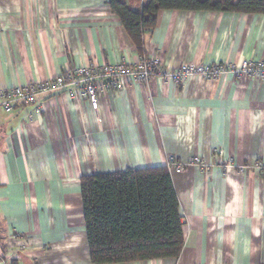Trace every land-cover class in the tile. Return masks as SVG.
<instances>
[{
  "label": "crops",
  "instance_id": "1",
  "mask_svg": "<svg viewBox=\"0 0 264 264\" xmlns=\"http://www.w3.org/2000/svg\"><path fill=\"white\" fill-rule=\"evenodd\" d=\"M143 43L173 68L264 60V13L163 9ZM140 54L109 0H0V88ZM195 155L206 165L169 166ZM156 166L179 199L181 254L105 264H264V76L232 74L134 82L97 110L62 91L0 107V264H99L81 177Z\"/></svg>",
  "mask_w": 264,
  "mask_h": 264
},
{
  "label": "trees",
  "instance_id": "2",
  "mask_svg": "<svg viewBox=\"0 0 264 264\" xmlns=\"http://www.w3.org/2000/svg\"><path fill=\"white\" fill-rule=\"evenodd\" d=\"M109 0L138 51L163 9L264 13V0ZM91 260L117 263L176 258L185 244L179 199L167 166L120 169L81 177ZM6 250L8 243L2 244ZM11 264H14L11 260Z\"/></svg>",
  "mask_w": 264,
  "mask_h": 264
},
{
  "label": "built area",
  "instance_id": "3",
  "mask_svg": "<svg viewBox=\"0 0 264 264\" xmlns=\"http://www.w3.org/2000/svg\"><path fill=\"white\" fill-rule=\"evenodd\" d=\"M227 74L261 78L264 76V60L247 58L237 63L208 64L186 62L173 68L162 56L146 53L140 55L135 62L125 60L104 64L89 62L52 78L31 81L12 88H0V107L5 111H12L17 105L36 103L43 95L62 91L71 98H85L92 108L97 110L101 97L107 92L122 90L134 82H149L158 76L181 84L195 76L216 79ZM186 165L203 167L206 162L199 155L193 156L187 164L173 160L169 162V166L175 167L178 171L183 170ZM239 169L244 170V166H240ZM12 239L18 241L20 238L18 234L13 233ZM25 246L19 244L20 248Z\"/></svg>",
  "mask_w": 264,
  "mask_h": 264
}]
</instances>
